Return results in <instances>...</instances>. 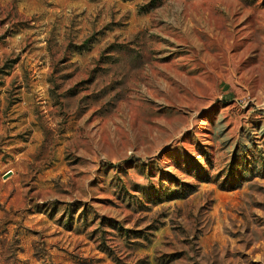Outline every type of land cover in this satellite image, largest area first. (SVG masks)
Segmentation results:
<instances>
[{"label":"rangeland","instance_id":"1","mask_svg":"<svg viewBox=\"0 0 264 264\" xmlns=\"http://www.w3.org/2000/svg\"><path fill=\"white\" fill-rule=\"evenodd\" d=\"M0 264H264V0H0Z\"/></svg>","mask_w":264,"mask_h":264}]
</instances>
